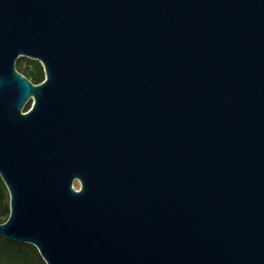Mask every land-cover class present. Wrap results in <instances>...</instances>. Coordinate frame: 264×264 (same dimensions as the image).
<instances>
[{"label": "water", "instance_id": "obj_1", "mask_svg": "<svg viewBox=\"0 0 264 264\" xmlns=\"http://www.w3.org/2000/svg\"><path fill=\"white\" fill-rule=\"evenodd\" d=\"M0 178L45 264H264V0H0Z\"/></svg>", "mask_w": 264, "mask_h": 264}, {"label": "trees", "instance_id": "obj_2", "mask_svg": "<svg viewBox=\"0 0 264 264\" xmlns=\"http://www.w3.org/2000/svg\"><path fill=\"white\" fill-rule=\"evenodd\" d=\"M24 61L26 68H21L20 63ZM20 71L31 82L39 83L44 79V72L39 61L26 57L17 60ZM27 103L24 110L28 109ZM9 214L8 192L0 178V222L7 219ZM0 264H45L37 249L28 243L7 239L0 235Z\"/></svg>", "mask_w": 264, "mask_h": 264}, {"label": "rangeland", "instance_id": "obj_3", "mask_svg": "<svg viewBox=\"0 0 264 264\" xmlns=\"http://www.w3.org/2000/svg\"><path fill=\"white\" fill-rule=\"evenodd\" d=\"M26 58H27V57H26ZM17 60H18V59H17ZM20 67H21V68H26V64H25L24 61H22V62L20 63ZM16 69H20L19 66H18L17 61H16ZM19 72H20V71H19ZM75 187H76V188L78 187V183L75 184Z\"/></svg>", "mask_w": 264, "mask_h": 264}]
</instances>
